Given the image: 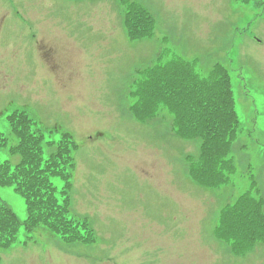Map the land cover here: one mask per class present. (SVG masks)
<instances>
[{"label":"rangeland","instance_id":"rangeland-1","mask_svg":"<svg viewBox=\"0 0 264 264\" xmlns=\"http://www.w3.org/2000/svg\"><path fill=\"white\" fill-rule=\"evenodd\" d=\"M94 1L0 0V132L10 145L7 115L24 108L47 142L72 134L71 214L95 233L81 245L22 226L0 264H264V239L236 256L217 234L227 202L252 190L264 205V0H132L155 19L144 38L128 35L125 0H105L118 16H102ZM47 20L63 30L43 36H60L66 67L38 54L37 26ZM177 59L204 72L218 63L229 70L240 132L231 146L235 171L220 188L189 173L198 139L180 137L170 118L143 123L131 110L140 70ZM8 146L0 158L15 161ZM0 198L26 218L13 187L0 186Z\"/></svg>","mask_w":264,"mask_h":264},{"label":"trees","instance_id":"trees-1","mask_svg":"<svg viewBox=\"0 0 264 264\" xmlns=\"http://www.w3.org/2000/svg\"><path fill=\"white\" fill-rule=\"evenodd\" d=\"M125 22L133 36L148 34L154 26L148 11L135 1L128 3ZM133 95L131 109L139 120L168 111L179 136L200 139L199 154L187 156L194 180L209 187L228 181L235 171L231 145L239 132L240 121L226 67L215 65L208 73H200L189 61L160 62L140 73ZM7 120L12 143L9 145V136L0 132V151L9 145V153L20 159L0 158V186H11L23 197L27 216L21 221L0 198V260L1 251L15 243L22 226L28 232L46 227L67 242L93 241L87 223L70 214L74 141L64 133L58 143L47 142L23 108L11 111ZM45 143L51 148L48 155L44 152ZM58 176L65 181L62 190L52 181ZM217 227L220 236L232 241L233 252L243 253L264 239L261 198L251 191L244 192L222 210Z\"/></svg>","mask_w":264,"mask_h":264}]
</instances>
